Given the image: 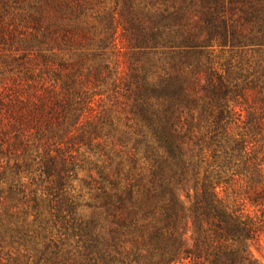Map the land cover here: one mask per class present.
Listing matches in <instances>:
<instances>
[{
	"label": "trees",
	"instance_id": "1",
	"mask_svg": "<svg viewBox=\"0 0 264 264\" xmlns=\"http://www.w3.org/2000/svg\"><path fill=\"white\" fill-rule=\"evenodd\" d=\"M0 53V264H258L264 0H0Z\"/></svg>",
	"mask_w": 264,
	"mask_h": 264
},
{
	"label": "rangeland",
	"instance_id": "2",
	"mask_svg": "<svg viewBox=\"0 0 264 264\" xmlns=\"http://www.w3.org/2000/svg\"><path fill=\"white\" fill-rule=\"evenodd\" d=\"M8 17H9V19L12 18L11 16H8ZM19 23L20 22L17 20V24H19ZM28 33H29V31L25 27H23L22 25H19L17 30L15 31L16 36H23L24 37V34H28ZM124 44H125V42L121 39L120 32H119L118 33V40H117V51H119V53L116 56V59L119 61L121 71H125V69H126L125 57L123 55L125 53V50H126ZM5 47L8 48L7 46H5ZM19 53L20 52H17L18 55H19ZM62 55L66 59V52H64ZM2 57H3V54L0 53V67H1V63H2V60H1ZM13 80H14V78L10 79L9 81L12 83ZM7 82H8V80H2V78H0V90H2L4 88V85ZM84 176H85L84 172L79 173V178H83ZM24 180H25V182L29 181L28 178H25ZM75 185L78 188L77 191H79L80 183L75 182ZM181 194H182V198L185 200L184 193H181ZM250 250H251L254 258L258 261V264H264V237L258 242L251 243L250 244Z\"/></svg>",
	"mask_w": 264,
	"mask_h": 264
}]
</instances>
